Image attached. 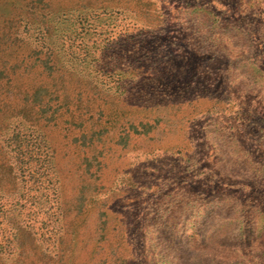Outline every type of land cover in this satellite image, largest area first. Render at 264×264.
Returning a JSON list of instances; mask_svg holds the SVG:
<instances>
[{
    "label": "rangeland",
    "instance_id": "rangeland-1",
    "mask_svg": "<svg viewBox=\"0 0 264 264\" xmlns=\"http://www.w3.org/2000/svg\"><path fill=\"white\" fill-rule=\"evenodd\" d=\"M10 52L0 143L44 88L79 119H23L0 264H264V0H0Z\"/></svg>",
    "mask_w": 264,
    "mask_h": 264
},
{
    "label": "trees",
    "instance_id": "trees-1",
    "mask_svg": "<svg viewBox=\"0 0 264 264\" xmlns=\"http://www.w3.org/2000/svg\"><path fill=\"white\" fill-rule=\"evenodd\" d=\"M10 21L11 20H8L7 23H9ZM14 33H15V36L10 35L6 39V41H8V43H9V45H12L16 42H19L24 47H27L28 40L21 39L19 36L18 30H16ZM41 44H43V43H41ZM40 47L42 49L45 48L44 45L40 46ZM32 51H35V55H36V53L38 55L41 53L40 51H36L33 48H32ZM32 53H34V52L29 53V58L32 56ZM6 57L9 58V61H10L9 66L7 64L8 60H5ZM26 62H24V60L17 62L16 57L14 56V52H10L8 54V56H3L2 54H0V84H5L8 87L10 92H12L13 90L17 91L16 89L20 87L19 83H21L20 80H21V77H23V75L18 76L17 79H19V80L16 81L17 83L11 84V81L13 80V78H12L13 73L16 70L23 71V74L29 73V70L31 69V67L37 66L36 64L34 65L33 61H30L29 62L30 63L29 68H25L26 66H23V68H22V65ZM42 91L44 92L42 94H41V92L36 91L32 95L31 94L28 95L27 100H26V105L25 106L23 105L19 109L16 110L18 115H12L10 117V118H13L15 124L17 123V125L10 132V134H8V136L4 140H2L0 143V218H1L0 221H1V223H8L9 219L10 220L14 219V218L16 219V217H14V216H8V213H10L11 210H13L14 212L16 211V212H18V214L22 215V213H24V210H26V208H27L26 203L29 201L27 198L25 200L19 201L20 199H23L26 194H23L20 191V187L13 185L12 187L10 186L11 187L10 188L9 187L10 184H8L9 178L13 177V179L15 178V180L17 181L18 179L23 178V176H25V173H28L30 170L28 168L25 170L21 166V163H22L21 157L23 154L19 149L21 146L20 142H22L26 138L25 134H23V131H30V132L35 131V132H37V131H39V129H38L36 124L30 123V124H27V126H25L24 122L27 120H29L28 122H34V121L36 122L40 119H44V120H51L52 119L54 121L55 125L57 126L58 123L61 121V117L64 115H67V117H66L67 122H65V123L71 124L72 127H76L78 125L77 121H78L79 117H78V115L75 116V113L79 109H78V107L75 108L73 106L71 98H67L65 100V102H63V103L58 102L55 105V108L51 111H50V108H47V110L50 111L49 117L41 118L40 115H38V114L41 111L44 112V110L46 109V106L48 104V102L45 99L47 96L53 94L52 92H48L45 88ZM38 94L42 95V97H40V99H37L38 98L37 96H39ZM57 99H58V97H57ZM20 115L22 117L20 119H18L20 117ZM23 119L25 120L24 122H23ZM36 138H37V140H39V142H40L39 144L41 146H43L41 144V142H44L45 140H44V136L42 135V132H38L35 139ZM47 147H48V145H47ZM45 156H46V154H45ZM47 156L51 157L50 155H47ZM41 166L43 167V169L44 168L46 169L47 172L44 175L46 178L48 177L47 181L50 183L51 182L50 172L52 173V177H56L54 167L50 165V162L46 163V164L42 163ZM54 180H56V178H53V181ZM6 184H7V186H6ZM42 189L44 192H47L48 188L43 187ZM50 190H51V193H53V194L56 193V191H57L56 188L53 189L52 187L50 188ZM6 194H9L12 198H17L15 200H12V202H10L8 204L9 210H10L9 212L5 210V204L1 203V202H3L4 198L5 199L8 198ZM16 194H20L21 196L16 195ZM29 199H31V198H29ZM29 213L30 212H28L27 215H29ZM28 220H29V217H28ZM31 226H30V224L28 226H25L24 229H26V233L31 234V235L32 234L37 235V231L33 232ZM31 245H32V243H31ZM30 250L33 251L32 248H30Z\"/></svg>",
    "mask_w": 264,
    "mask_h": 264
}]
</instances>
